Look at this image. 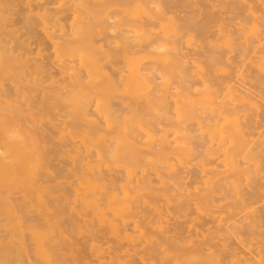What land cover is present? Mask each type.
Instances as JSON below:
<instances>
[{"label":"bare ground","instance_id":"obj_1","mask_svg":"<svg viewBox=\"0 0 264 264\" xmlns=\"http://www.w3.org/2000/svg\"><path fill=\"white\" fill-rule=\"evenodd\" d=\"M237 24L236 0H0V57L60 60L78 136L103 164L105 247L79 257L62 245L44 264H220L227 248L230 264H264L247 210L254 194L264 216V146L221 123L220 61L238 57Z\"/></svg>","mask_w":264,"mask_h":264},{"label":"rangeland","instance_id":"obj_2","mask_svg":"<svg viewBox=\"0 0 264 264\" xmlns=\"http://www.w3.org/2000/svg\"><path fill=\"white\" fill-rule=\"evenodd\" d=\"M236 11L238 57L220 61L221 123L224 132L233 139H245L261 147L264 146V0H236ZM244 34L251 47L247 57L240 56ZM61 74L57 57H0V252L14 264H44L49 259L48 252L58 249L59 253L62 245L64 250L76 251L79 257L89 256L92 248L105 247L103 181L96 180L94 173L96 168L103 169V164L92 153L95 147L78 136L76 114L68 108L74 109L73 102L65 96L66 93L71 98L70 78ZM65 85H69V93ZM59 93L66 98L57 97ZM60 97L68 102L61 99L60 102ZM47 105L53 109L47 110ZM90 119L96 117L86 120ZM84 124L89 132V122ZM256 198L254 194L248 195V221L251 231L255 229L253 237L264 245L261 225L264 216H259L256 210ZM214 210H207L202 219V223L209 222L203 226L211 231L216 225L211 220V214H217L211 212ZM229 255L228 248L220 251V264H230Z\"/></svg>","mask_w":264,"mask_h":264}]
</instances>
